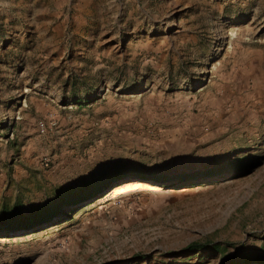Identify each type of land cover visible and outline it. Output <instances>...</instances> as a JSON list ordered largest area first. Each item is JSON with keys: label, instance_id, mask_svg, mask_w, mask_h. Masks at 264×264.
<instances>
[{"label": "rangeland", "instance_id": "obj_1", "mask_svg": "<svg viewBox=\"0 0 264 264\" xmlns=\"http://www.w3.org/2000/svg\"><path fill=\"white\" fill-rule=\"evenodd\" d=\"M41 207L0 264H264V0H0V212Z\"/></svg>", "mask_w": 264, "mask_h": 264}, {"label": "trees", "instance_id": "obj_2", "mask_svg": "<svg viewBox=\"0 0 264 264\" xmlns=\"http://www.w3.org/2000/svg\"><path fill=\"white\" fill-rule=\"evenodd\" d=\"M108 181L109 180H105L103 183H88L84 187L83 191H81V196L79 199L75 200L74 202H89L90 200H94L101 192H108L110 189L108 185L110 181ZM56 214L57 212H53L52 210L45 207L35 209L28 215L20 214L17 209H13L12 211L2 210L0 212V230L5 233L37 232L42 229L43 225L49 224ZM206 247V245L192 244L186 249V251L190 254H194L204 251ZM213 248L215 249L214 246ZM214 249L212 250L213 252Z\"/></svg>", "mask_w": 264, "mask_h": 264}, {"label": "built area", "instance_id": "obj_3", "mask_svg": "<svg viewBox=\"0 0 264 264\" xmlns=\"http://www.w3.org/2000/svg\"><path fill=\"white\" fill-rule=\"evenodd\" d=\"M42 165L45 167V168H48L49 166V160L47 158L43 159L42 161Z\"/></svg>", "mask_w": 264, "mask_h": 264}, {"label": "bare ground", "instance_id": "obj_4", "mask_svg": "<svg viewBox=\"0 0 264 264\" xmlns=\"http://www.w3.org/2000/svg\"><path fill=\"white\" fill-rule=\"evenodd\" d=\"M140 183V182H139ZM129 184H125V185H122V186H119L118 188L115 189V191H121L123 189H125ZM144 189V188H143Z\"/></svg>", "mask_w": 264, "mask_h": 264}]
</instances>
